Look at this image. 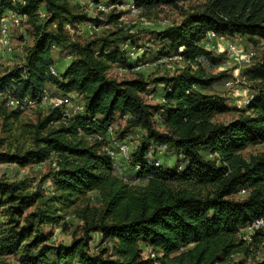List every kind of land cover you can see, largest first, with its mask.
<instances>
[{"label":"trees","instance_id":"obj_1","mask_svg":"<svg viewBox=\"0 0 264 264\" xmlns=\"http://www.w3.org/2000/svg\"><path fill=\"white\" fill-rule=\"evenodd\" d=\"M104 1L113 6L132 2L149 10L188 0ZM40 9L46 13L43 19ZM7 12L26 16L32 43L22 64L0 74L2 102L6 104L5 93L37 98L46 88L52 94L76 92L84 99V109L66 119L59 109L50 108L34 126L33 146L0 151V163L26 166L54 155L51 186L57 194L45 201L73 202L78 195L97 190L101 204L80 210L81 235L68 244H53L51 233L40 228L56 218L54 210L37 204L43 193L26 192L24 181H0V218L4 216L0 219V258L16 256V264H144L142 246H148L162 256L175 253L177 264H223L232 254H246V248L240 249L242 243L250 247L262 241V231L256 232L250 244L237 232L264 214V150L248 158L241 154L248 145L264 142V0H205L179 25L156 32L159 47L153 58L180 55L185 63L175 72L150 80L108 76L111 64L133 66L123 44L138 42L120 29L85 42L71 41L64 25L100 22L74 12L67 0H0V22ZM120 14H110L109 22ZM208 33L244 38L253 52L251 64L243 70L250 97L238 117L226 123L212 120L228 109L226 98L214 86L222 80L226 83L229 76L210 72L224 63L226 54L206 48L203 41ZM259 42L263 47L258 57ZM52 53L71 56L55 75L51 73L55 67ZM157 87L163 101H144V94H153ZM20 111L13 109L11 116L16 119ZM118 120L125 122L123 133L143 131L128 159L133 179L147 180L143 187L129 186L115 174L112 158L97 139ZM52 123L59 126L48 128ZM84 133H92L98 144L77 138ZM163 151L176 154L172 169H164L163 162L147 165L146 160L160 158ZM241 190L245 196L235 198ZM96 237L110 242L108 255V248L91 253L90 242ZM252 264H264V257Z\"/></svg>","mask_w":264,"mask_h":264},{"label":"rangeland","instance_id":"obj_2","mask_svg":"<svg viewBox=\"0 0 264 264\" xmlns=\"http://www.w3.org/2000/svg\"><path fill=\"white\" fill-rule=\"evenodd\" d=\"M70 7L74 12L86 14L90 18H96L99 20V26L97 30L89 28L88 22H78L73 25H64L65 32L68 34L69 39L73 42H85L93 40L99 37H104L110 32L117 30L124 31L126 35H130L132 40L138 42V46H141L147 50V54L139 62L143 63V67L138 71H132L124 69L117 64H111L107 71L108 76L117 80L133 78L135 76H141L146 80H150L152 77L158 74H169L175 72L179 68L184 66V61L177 59H170L166 62H154V50L159 47V43L155 39V33L168 28L170 26H177L180 24L184 16L190 12L199 10L201 4L205 0H188L180 2L177 6H159L149 10L139 9V12L131 13L125 5H118L116 7L107 8L105 11H98L95 8L96 0H67ZM121 12L120 16L113 22H109L110 14ZM21 21L18 25H12L11 27V51L0 54V74L7 69L13 68L19 64H22L25 56V51L32 43V29ZM55 28V25L51 26ZM206 43V45H205ZM203 44L207 49L216 53L226 54L224 63L217 65L210 69L213 74L226 73L229 76L228 84L224 80L218 82L214 86V91L224 96L228 102V109L224 113L215 114L212 118L214 122L226 123L236 117L244 109L247 100L250 97V83L245 79L243 70L245 67L251 64L250 61H244L243 56L249 54L250 48L247 45L246 40L239 37L225 38L221 36H211L204 38ZM230 46L235 50L232 53ZM263 43L259 42L256 46L258 51V57L261 55ZM55 60V70L60 71L62 67H58L56 63L58 60L64 64L70 61L67 56H57L56 53H52ZM63 70V69H62ZM51 90L55 88L49 87ZM149 95V94H148ZM155 97V91H153L152 97L147 95L143 96L144 101L149 104H158V100ZM80 104H83L84 99L80 96ZM50 108L43 105L33 109H22L16 119L11 116L13 108L8 107L2 102L0 97V151L15 152L17 150H24L33 146V130L35 124L48 114ZM83 111V110H82ZM125 122L118 120L114 125L115 137L120 139H126L130 142V153L127 156L119 155L116 165L114 164L115 174L120 178L126 177L129 186L143 187L147 184L146 179H133L134 171L129 164V157L131 152L140 142L143 131L141 129H131L126 133H123V127ZM156 123V126H159ZM59 123H52L48 125V128L58 127ZM163 130L162 127H158ZM114 137V138H115ZM87 144H98L96 137L92 133H84L77 136ZM107 141L101 140L100 145H106ZM264 150V142L257 144H250L241 151V154L248 158L249 154L256 153ZM163 151L159 155L160 161H162L164 169H172L176 163L177 156L172 153H164ZM170 154V155H169ZM57 157L52 155L48 160L42 163H31L26 166H19L15 163H0V181L12 182V181H24L28 186L26 192H32L39 190L43 193V199L39 200L37 204L41 208H46L51 211L54 210L53 215L56 218L50 223L41 225L43 232H50L51 237L49 241L53 244L65 243L68 244L74 238L82 234L81 219L79 217L80 210L85 205L100 206L101 200L97 190H91L83 195H78L75 201L65 203L58 202V199H53L52 202H46L47 198L56 195L55 189L51 186V180L56 172ZM176 185V184H175ZM245 196V193L239 192L235 198ZM46 200V201H45ZM36 206L33 205L28 211H31ZM4 219V216L0 218ZM238 237H240L238 235ZM237 237V238H238ZM241 238V237H240ZM243 244V243H242ZM240 249H247L246 254L237 252L232 254L228 262L223 264H252L254 260L264 257V245L261 243L252 244L245 247L243 244ZM91 253L97 254L101 250L108 248L105 256L109 254L110 242H101L97 237L90 242ZM240 246V245H239ZM239 248V247H238ZM142 261L144 264H173L175 253H171L168 256H161L157 260H153L148 257V252L157 251L148 246H142ZM243 252V251H242ZM12 263L16 264V256H7L0 258V264ZM190 264V263H186Z\"/></svg>","mask_w":264,"mask_h":264},{"label":"built area","instance_id":"obj_3","mask_svg":"<svg viewBox=\"0 0 264 264\" xmlns=\"http://www.w3.org/2000/svg\"><path fill=\"white\" fill-rule=\"evenodd\" d=\"M125 5V7L133 14L136 12H139V8H137L132 2H128ZM121 5V6H123ZM110 7H116L113 5L107 4L104 0H98L95 4V8L98 11H105L107 8ZM39 17L45 18L46 13L44 10H39ZM26 16L20 15L15 12H7L2 18L0 22V54L5 52L11 51V27L12 25H18L21 21H25ZM89 28H92L93 30H97L99 25L94 24L93 22L87 23ZM214 33H208L206 37L214 36ZM206 45V43H205ZM123 48L126 50V53L128 55L129 60L133 63V66L128 69L132 71H138L143 67V63L139 62V59H142L146 56L147 50L145 48L138 46L135 44H132L130 41H126V43L123 44ZM230 49L232 50V53L234 47L230 46ZM253 55V52H249V54H245L243 56L244 61H250L251 57ZM71 59V56H67V58ZM170 59H177L181 60L182 57L180 55H174V56H161L158 58H155L154 62H166ZM127 69V68H124ZM51 73L56 74V70L54 68H51ZM230 82V81H229ZM228 81L226 84L229 83ZM6 98V105L10 108H20L22 109H33L39 106L46 105L48 108H57L62 112V115L64 118L69 119L76 115L78 112H81L83 110V104H80L79 97L80 95L76 92H69L64 95L62 94H52L48 89L44 88L37 98H30V97H16L11 95L10 93H5L3 95ZM149 98L152 97V94L148 95ZM159 102L163 101V98L160 95H156L155 97ZM248 101V100H247ZM115 137V131L114 126L109 125L102 135H98L97 139L99 140H106V145H103V149L106 151V153L112 158L113 164L116 165L117 159L119 155L127 156L128 153H130V142L126 139H120L118 140ZM147 165L151 166H160L162 161H160V158L156 160L148 159L146 160ZM139 165H136L134 167L135 170L139 169ZM123 180H127L126 177L122 178ZM241 193H245L244 190L240 191ZM257 231L264 232V214L255 220H253L251 223L247 224L243 228H240L237 232V235H239L242 240H244L247 244H250ZM261 245H264V238L260 242ZM148 257L152 258L153 260H157L159 257L162 256V252L159 251H149ZM177 264V263H173ZM193 264V263H190ZM214 264H222L219 262H215Z\"/></svg>","mask_w":264,"mask_h":264},{"label":"crops","instance_id":"obj_4","mask_svg":"<svg viewBox=\"0 0 264 264\" xmlns=\"http://www.w3.org/2000/svg\"><path fill=\"white\" fill-rule=\"evenodd\" d=\"M67 64V63H66ZM66 64H64L63 62H60V60H58V62L56 63V65L58 66V67H62L61 69H60V71L65 67V65ZM161 92V89H159L158 87L156 88V90H155V94L156 95H159V93ZM145 95H147V97H148V93L147 94H144V96Z\"/></svg>","mask_w":264,"mask_h":264}]
</instances>
